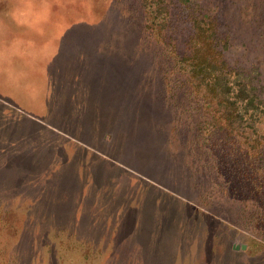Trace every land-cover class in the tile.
<instances>
[{
	"label": "rangeland",
	"instance_id": "obj_1",
	"mask_svg": "<svg viewBox=\"0 0 264 264\" xmlns=\"http://www.w3.org/2000/svg\"><path fill=\"white\" fill-rule=\"evenodd\" d=\"M189 7H171L176 52L193 10L215 14L264 92V0ZM146 35L141 0H0V264H264L253 173L239 155L230 183L182 166L191 133L171 128L198 103ZM161 155L174 190L141 169Z\"/></svg>",
	"mask_w": 264,
	"mask_h": 264
},
{
	"label": "trees",
	"instance_id": "obj_2",
	"mask_svg": "<svg viewBox=\"0 0 264 264\" xmlns=\"http://www.w3.org/2000/svg\"><path fill=\"white\" fill-rule=\"evenodd\" d=\"M195 1L197 0H141L146 37L158 46L161 56L166 57L162 72L164 75L185 77L184 84H187L198 103L197 107H191L192 112L199 113L198 117L186 119L184 123L179 120L171 128V131L179 132V128L183 126L185 133H191L187 137L188 141L184 145L179 144L176 151L183 159V167L198 172L200 165L196 159L201 160L200 169L204 168L209 173L207 180H215L216 175L222 174L226 175L228 183L229 179L233 182L239 177L232 172L237 162L236 155H239L237 165H242L254 174L249 177L248 173L243 171L241 178L245 187H248L254 196H260L256 198L255 211L251 214L245 212H248L246 219L252 223L253 228L264 235L262 76L256 69H243L228 62L225 53L233 46V39L221 30L218 17L207 11H192L189 15L192 35L186 42L187 53L176 52L172 38L171 7L182 5L183 8H190ZM175 80L164 78V87L168 94L172 92ZM192 114L189 113V117H193ZM178 140L174 138L176 143ZM158 160L160 167L156 170L150 161H144L146 168L141 167L143 174L174 190L176 183L167 184L169 176L161 175L162 172H170V163L163 155L159 156ZM77 179L79 178L75 175V180ZM190 189L193 192L196 184ZM224 190L228 192L227 198L232 200L234 187L230 184ZM207 210L216 216L219 212L211 208Z\"/></svg>",
	"mask_w": 264,
	"mask_h": 264
},
{
	"label": "water",
	"instance_id": "obj_3",
	"mask_svg": "<svg viewBox=\"0 0 264 264\" xmlns=\"http://www.w3.org/2000/svg\"><path fill=\"white\" fill-rule=\"evenodd\" d=\"M238 249H239L238 246H234V247H233V250H238Z\"/></svg>",
	"mask_w": 264,
	"mask_h": 264
},
{
	"label": "crops",
	"instance_id": "obj_4",
	"mask_svg": "<svg viewBox=\"0 0 264 264\" xmlns=\"http://www.w3.org/2000/svg\"><path fill=\"white\" fill-rule=\"evenodd\" d=\"M74 228H75V225H74ZM76 233V232H75Z\"/></svg>",
	"mask_w": 264,
	"mask_h": 264
}]
</instances>
